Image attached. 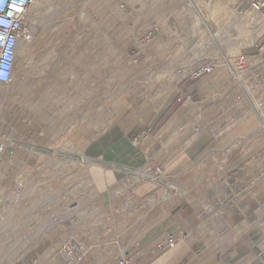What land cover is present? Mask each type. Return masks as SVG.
Returning <instances> with one entry per match:
<instances>
[{
  "label": "rangeland",
  "instance_id": "obj_1",
  "mask_svg": "<svg viewBox=\"0 0 264 264\" xmlns=\"http://www.w3.org/2000/svg\"><path fill=\"white\" fill-rule=\"evenodd\" d=\"M210 1L220 10L214 22L221 42L232 49L227 52L231 59L242 52L251 55L248 61L255 57L257 62V51L264 45L262 15L237 0ZM198 12L210 16L211 7L207 2L186 7L183 0H39L31 5L27 13L31 37L19 43L13 78L0 84V264H73L59 251V240H68L69 231L63 229L59 238L53 229L58 222L54 212L71 207L90 229L96 213L104 216L98 220L101 224L112 220L107 213L121 217L117 211H130L127 228L137 233L140 246L121 256L133 264L164 254L188 231L194 241L189 264H264V124L259 126L246 101L253 96L245 77L239 83L230 79L237 103L231 121H224L218 111V130L205 129L207 138L217 137H211L209 145L219 141L227 146L222 138H232L227 141L231 151L198 152L195 160L190 157L193 165L184 176H162L151 172L148 164L144 170L124 174L88 164L89 156L80 155L86 131L100 134L108 114L111 126L119 124L126 108L134 112L146 99L156 76H167L142 73L143 68L171 64L166 55L173 53L172 65L178 68L168 77L186 84L205 76L190 78L194 67L211 59L222 62V56L209 49ZM217 68L206 75L212 77ZM241 84L249 89L248 96ZM177 94L174 102L182 103ZM219 95L208 98L216 100ZM129 122L133 124L132 119ZM133 140L138 143L139 138ZM76 149L79 155L69 154ZM51 155L61 156L63 163L78 162L79 180L100 181L103 171L108 173L111 194L113 176L125 175L113 194L148 198L127 206L114 200L43 201L39 198L47 185L43 163L53 160ZM69 172L63 171L62 178ZM83 186L77 188L78 194L88 193ZM166 214L179 229L156 251L144 248L148 232L159 230ZM120 217L115 220L123 221Z\"/></svg>",
  "mask_w": 264,
  "mask_h": 264
},
{
  "label": "crops",
  "instance_id": "obj_2",
  "mask_svg": "<svg viewBox=\"0 0 264 264\" xmlns=\"http://www.w3.org/2000/svg\"><path fill=\"white\" fill-rule=\"evenodd\" d=\"M159 42H161L160 37L154 45L158 47ZM156 56L158 57V55ZM166 58L168 63L171 64L152 65L141 70L142 73L146 74L167 76H156L154 82H151V85H153L150 87L151 92L146 95V99H142L134 112L126 108L125 117L118 119V122L120 121L119 124L112 126L109 124V114L106 115L105 119L103 118V122H106L107 125L103 127L104 129L102 128V132L98 135H95L93 130L86 131L85 143L82 145L80 155L89 156L88 164L96 165L106 170L113 169L124 174H131L137 168L144 170V166L148 164L152 165L148 167L151 172H155L158 168L160 169L159 175L173 179L178 175L184 176L185 173L191 170L193 163L190 161V157L193 158L198 152L231 151V147L228 146L231 142L228 143L227 141L232 138H222L225 139L224 143L227 146L220 145L219 141L215 145H209V139L211 140V137L214 136L211 135L207 138L205 131L207 126L210 127L209 130L211 132L218 130L219 127L215 124L218 111L223 113L221 117L224 118V121H231V116L229 115L231 114V109L236 107L237 103L235 102L236 95L232 91L233 86L230 79L219 75L212 77L205 75L195 81L181 84L182 81L168 77V75H173L174 70L178 68L172 65L173 60L171 58H173V53L167 54ZM178 86L183 87L177 94ZM218 93L220 95L216 100L208 98ZM176 94L181 95L180 98L184 100L182 103L174 102L173 97ZM188 97L194 100L189 99L188 102L185 99ZM200 111L202 112L200 113ZM133 113L134 116H131ZM232 114H236V110H233ZM207 115L210 116L208 117L209 119ZM69 118L70 132H72V114L69 115ZM130 119H132L133 124L129 122ZM191 125H196L201 130L196 133L192 131ZM234 136L232 135L231 137L234 138ZM135 137L139 138L138 143L133 140ZM69 152V154L79 155L77 149ZM52 157L55 160L50 159L43 163L45 171L43 178L47 182L43 192L39 194V198L43 201L62 202L63 199H68L69 202L76 203L77 198H80L81 202L96 199L103 202L114 200L127 206L129 203H140L143 197L148 198L146 194L143 196L140 194H113L118 190V186L116 187L117 182L120 181L121 183L124 181L125 175H122L121 178L113 176L112 184L115 187L111 194V180L108 173L104 175L103 171L100 181L96 179L79 180L76 164L78 162L63 163L59 159L61 156L56 157L55 155ZM63 171L64 173L70 171L68 178H62ZM151 183L161 186L159 182L157 184ZM82 184H84V190L88 191V193L78 194L77 188ZM122 185L125 186V183ZM72 208L68 211L59 209L53 215L58 220V222L53 224L55 236L61 238L63 229L68 230V241L80 247L83 251L81 255L76 252L65 256V261L73 260V264H114L119 257H122V254L129 250L138 249L140 246V244L135 242V238L138 237L137 233L132 229L129 231V228H127V219L130 218V211H117L116 214H120L124 218L123 221L119 222L115 218L120 216H114L113 211L107 213V217L112 220L101 221V224L98 220L102 217L104 218V216L96 213L93 217L98 219L95 221L96 224L93 223L94 228L90 229L89 224L85 220H81L80 215ZM108 208L107 210H109ZM75 219L79 220L76 221ZM41 225H39L40 229L43 228ZM156 228L148 232L149 236L142 242L144 248L152 251H156L158 245L164 239L166 240L171 232L179 229L171 216L167 214L159 230ZM40 229L39 234H42L43 231ZM61 240H59L60 243L63 241ZM42 241L44 242V238L41 239ZM193 244V237L188 231L164 254L157 253L155 257L149 256L141 264H189L193 253Z\"/></svg>",
  "mask_w": 264,
  "mask_h": 264
},
{
  "label": "built area",
  "instance_id": "obj_3",
  "mask_svg": "<svg viewBox=\"0 0 264 264\" xmlns=\"http://www.w3.org/2000/svg\"><path fill=\"white\" fill-rule=\"evenodd\" d=\"M36 0H0V84L10 82L17 50L21 41L29 40L31 35L28 31L27 13L31 5ZM240 5L249 8L251 11L259 13L264 19V0H237ZM152 32L148 33V36ZM264 38V29H263ZM246 53H239L231 61L222 62L214 59L207 60L194 67L190 73V78H198L210 73L216 67H224L233 72H239L245 77V83L252 92L253 99H246L249 107L257 117L258 124H264V45L257 51V62L250 66L249 57ZM235 81H240L238 78ZM237 83V82H236ZM160 169H156L159 173ZM80 247L70 241H62L59 251L65 256L79 252ZM71 261V260H69ZM74 263V262H73ZM67 264H72L67 262ZM114 264H133L128 257H119Z\"/></svg>",
  "mask_w": 264,
  "mask_h": 264
},
{
  "label": "bare ground",
  "instance_id": "obj_4",
  "mask_svg": "<svg viewBox=\"0 0 264 264\" xmlns=\"http://www.w3.org/2000/svg\"><path fill=\"white\" fill-rule=\"evenodd\" d=\"M36 1H39V0H36ZM184 2V6H193V7H197V5H199L201 2H207L208 5L211 7V12H210V16H205L203 17L200 12H198L200 15V20L202 21V28H203V31L206 33L207 35V41L209 43V49L210 51H215V52H218L221 56H222V61L223 60H226L227 61H231V57L229 56L230 53H227V52H231L232 49L230 48H227L222 42H221V38L219 37V33L217 28H216V24H215V20H216V17L218 15H220V10L217 9V6H216V3L214 1H210V0H183ZM216 8V9H215ZM198 11V10H196ZM218 32V33H217ZM252 40H250L251 42ZM227 53V54H226ZM16 61V60H15ZM254 61L256 62V59L255 57L252 58L251 60V63H250V66L252 64H254ZM15 66V64H14ZM217 68V67H216ZM218 70H215L212 75L213 76H216V75H219V76H222L223 78H227V79H232V81H235L237 80L238 78H241V75L239 72H233L229 69H226L221 66H219L217 68ZM14 71V70H13ZM213 71V70H212ZM211 71V72H212ZM210 72V73H211ZM13 74V73H12ZM13 78V75L11 77V79ZM11 81V80H10ZM237 83H239L238 81H236ZM240 88L242 90V92L244 94H246L247 96L249 95V89L245 88L244 85H240Z\"/></svg>",
  "mask_w": 264,
  "mask_h": 264
}]
</instances>
